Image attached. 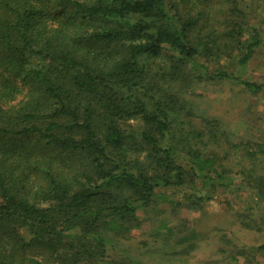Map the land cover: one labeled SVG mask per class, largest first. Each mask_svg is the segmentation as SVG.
Listing matches in <instances>:
<instances>
[{
    "label": "trees",
    "instance_id": "1",
    "mask_svg": "<svg viewBox=\"0 0 264 264\" xmlns=\"http://www.w3.org/2000/svg\"><path fill=\"white\" fill-rule=\"evenodd\" d=\"M213 2L0 0V264H20L15 248L27 264H132L107 247L139 209L163 188L225 182L213 147L228 135L186 93L215 80L263 91L209 63L236 49L245 64L264 37L242 21L222 31ZM237 148L264 157L262 143Z\"/></svg>",
    "mask_w": 264,
    "mask_h": 264
},
{
    "label": "rangeland",
    "instance_id": "2",
    "mask_svg": "<svg viewBox=\"0 0 264 264\" xmlns=\"http://www.w3.org/2000/svg\"><path fill=\"white\" fill-rule=\"evenodd\" d=\"M229 5L238 10L224 15L221 1L213 2L222 31L242 21L258 28L264 37V0H232ZM199 10L212 26V10L203 4ZM229 50L217 60L213 55L211 68L217 61L241 79L264 84V46L242 65L237 63V50ZM162 65L157 59L152 66ZM186 98L197 115L204 111L218 117L228 135V141L213 147L226 170L225 182L213 187L211 179L208 183L196 180L195 186L163 188L150 207L138 210L140 226L108 245L107 259L124 258L132 264H264L259 248L264 244V186L258 183L264 177V157L249 159L237 148L239 143L264 144V90L250 93L241 85L215 80L196 83ZM257 183L262 187H256ZM13 257L27 264L23 257H32V252L15 248Z\"/></svg>",
    "mask_w": 264,
    "mask_h": 264
}]
</instances>
